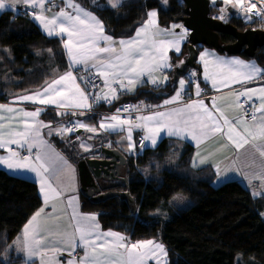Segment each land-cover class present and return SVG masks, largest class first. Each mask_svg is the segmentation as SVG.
I'll return each instance as SVG.
<instances>
[{"label":"snow or ice","instance_id":"obj_1","mask_svg":"<svg viewBox=\"0 0 264 264\" xmlns=\"http://www.w3.org/2000/svg\"><path fill=\"white\" fill-rule=\"evenodd\" d=\"M91 3L103 10H116L124 0ZM222 3L225 7L214 19L226 20L227 6H231L246 21L254 22L256 17L264 24V0ZM161 4L166 5L167 0H161ZM18 5L31 10L25 14L31 15L48 37L61 39L67 64L63 71L52 66L39 88L25 90L24 94L9 93L11 99L0 103V149L7 153L0 155V166L34 173L42 196V206L6 251L14 250L18 256L23 253L24 264H168V252L162 243L153 239L132 242L119 232L102 230L97 214L79 211L75 168L56 150L53 137L84 153L93 152L95 144L89 141L102 134L119 136L117 143L129 153L137 152L134 133H140V151L156 147L164 137L194 142L192 167L210 164L218 181L229 174L238 175L257 189L254 196L264 195V85L246 87L264 80V68L255 60L246 62L205 49L198 59L202 74L193 69L170 81L168 70L182 68L185 61L174 64L169 52L181 55L188 31L177 23L161 28L156 10L145 13L146 18L132 36L115 38L76 0H0V12ZM3 51L7 54L8 50ZM47 51L52 53L51 49ZM201 79L217 93L229 91L208 97ZM170 82L172 92L159 104L140 100L116 107L110 114L95 111L102 103L112 105L121 96L149 85L162 93ZM233 85L242 87L234 89ZM25 103L37 106L29 109L23 106ZM47 107L63 119L55 123L40 119ZM93 117H99L96 123L81 119ZM81 129L93 135H75L73 140ZM216 138L223 141L222 149L233 150L230 163L223 168L215 152L203 151L205 143ZM104 146L111 147V141ZM182 198L177 195L173 200ZM58 203H64L65 208L58 209ZM64 215L69 221L61 228L59 221ZM3 242L7 244L6 238Z\"/></svg>","mask_w":264,"mask_h":264},{"label":"trees","instance_id":"obj_2","mask_svg":"<svg viewBox=\"0 0 264 264\" xmlns=\"http://www.w3.org/2000/svg\"><path fill=\"white\" fill-rule=\"evenodd\" d=\"M76 1L96 14L115 38L132 36L149 10H157L160 24L167 27L185 9L182 0H167L166 5L161 0H124L123 6L116 10L94 7L91 0ZM98 3L105 5L107 1L98 0ZM221 5L211 4V12H217ZM230 16L229 21L252 28L243 17L235 16V12ZM223 37L225 42L230 40V36ZM48 49L52 50L51 54ZM242 55L255 58L264 67V46L254 56ZM183 56L178 58L173 54L174 62ZM0 58V101L10 100L9 93L22 94L39 88L52 66L63 71L67 64L59 38L48 37L30 16L11 10L0 15ZM192 69L199 71L197 62ZM161 97L162 93L153 91L149 85L121 96L108 108L141 99L158 104ZM44 119L55 123L63 118L51 111ZM70 152L75 163L83 159L74 150ZM192 154L189 145L182 151L177 142L163 140L155 149L128 158L129 188L123 183H113L104 192L129 190L137 206L136 213L119 194L100 202L83 196L82 209L97 213L105 230L124 233L136 241L160 239L168 252V264H264V217L261 216L264 196L254 197L236 181L217 185L213 169L192 167ZM178 194L191 199L192 205H174L172 199ZM41 206L36 182L0 168V264L4 261L24 264L20 256L6 248ZM5 238L7 244L3 242ZM237 257H241L239 262Z\"/></svg>","mask_w":264,"mask_h":264},{"label":"water","instance_id":"obj_3","mask_svg":"<svg viewBox=\"0 0 264 264\" xmlns=\"http://www.w3.org/2000/svg\"><path fill=\"white\" fill-rule=\"evenodd\" d=\"M182 1L185 3L184 14L172 19L174 23L180 22L189 31L188 55L184 60L185 65L182 68H177L179 74H183L188 68L195 67L199 46H214L228 54L245 53L250 56L256 54V46L252 50H249L250 48L243 50V46L249 45L248 35L257 32L253 28L248 27L244 32H241L233 24L214 19L211 16L210 0ZM221 34L234 37L236 42L222 43ZM127 164L128 157L120 149L105 146L100 148L99 157L87 156L81 159L77 166L82 192L95 202L105 201L119 194L127 200L132 212L136 213L137 206L129 190L121 193L102 192L106 188L103 186L104 183L112 185L114 181L124 182L129 188V179L125 176Z\"/></svg>","mask_w":264,"mask_h":264},{"label":"crops","instance_id":"obj_4","mask_svg":"<svg viewBox=\"0 0 264 264\" xmlns=\"http://www.w3.org/2000/svg\"><path fill=\"white\" fill-rule=\"evenodd\" d=\"M57 2L58 3H60V0H57ZM77 2V1H76ZM210 2H211V4H213V3H217V2H221L222 3V0H210ZM79 3V2H78ZM80 4V3H79ZM223 4V3H222ZM84 9H86V10H88V11H90L89 9H87L86 7H84L82 4H80ZM22 7H25V6H23V5H18L15 9H6V10H4V11H2V12H0V15L3 13V12H5V11H8V10H11V11H14V12H17L20 8H22ZM231 6H227V10H230V12L232 13V10H231ZM58 9H53V11H57ZM155 10V9H154ZM150 11V10H149ZM157 11V10H156ZM158 12V11H157ZM233 12H235V16H237V17H239V16H242V15H240L235 9H233ZM96 15V14H95ZM97 16V15H96ZM98 17V16H97ZM99 18V17H98ZM100 19V18H99ZM101 20V19H100ZM259 21V19L258 18H256V17H253V21ZM102 21V20H101ZM103 22V21H102ZM37 25H38V22H35ZM158 23H159V26L161 27V28H165V27H163L161 24H160V18H159V14H158ZM259 23L261 24V22L259 21ZM103 24H104V22H103ZM177 24H181V23H177ZM263 26H264V24H262ZM104 26H105V24H104ZM38 27L40 28V30L44 33V31H43V29L38 25ZM186 29V28H185ZM105 30H106V32L108 33V31H107V29H106V26H105ZM188 31V30H187ZM45 34V33H44ZM109 34V33H108ZM111 35V34H110ZM56 38H59V37H56ZM66 38V37H65ZM60 39V38H59ZM61 40V39H60ZM189 43V31H188V35H187V37H186V41L182 44V51H181V55H179V56H182V55H184L182 58H181V60H185V58L187 57V55H188V52H186L185 54H184V51H185V46L187 45ZM205 49H207V50H209V51H214L217 55H220V56H226V57H235V58H239V59H241V60H244V61H246V62H248V61H252V60H255L256 61V63H257V65L259 66V67H261V68H264L255 58H246V57H244L243 55H242V53L241 54H228V53H226V52H219L218 50H216L215 48H212V47H210V46H199L198 47V56H197V60H196V62L198 63V59H199V53L201 52V51H203V50H205ZM64 53H65V50H64ZM173 54L175 55V56H177L174 52H169V56L171 57V59H172V62L175 64L176 62H174V58H173ZM179 56H178V58H179ZM65 57H66V55H65ZM66 60H67V57H66ZM177 63H179V60L177 61ZM198 65H199V71H197L198 72V74H202V71H203V69H202V66L198 63ZM191 70H193V69H191ZM190 70V71H191ZM186 73H188L187 71H186ZM168 74H169V77H170V81H174V80H176V79H178L179 78V76H181V75H183V74H179L178 72H177V68H175V69H170V70H168ZM186 75V74H185ZM199 78V77H198ZM200 83H201V87L202 88H206L207 90H208V94H207V96L208 97H213V96H219V95H221V94H225V93H227L228 91H229V89H222V92L221 93H217L215 90H213L212 88H211V85H210V83H208V84H205L204 82H203V80L201 79L200 80ZM262 85H264V80H256V81H254V82H252V83H249V84H247L246 85V87H249V88H259L260 86H262ZM152 87V86H151ZM166 87V90L164 89L163 90V94H162V97L160 98V100L158 101V104L161 102V100L163 99V98H165V96L166 95H170L171 94V92H172V83L170 82L167 86H165ZM164 87V88H165ZM242 86L241 85H233V88L234 89H240ZM37 89V88H36ZM35 90V89H34ZM25 92H23L22 94H24ZM226 99H227V97H226ZM4 102H7V101H0V103H4ZM115 102V101H114ZM206 103H209L210 101L209 100H207L206 99V101H205ZM218 102H221L222 103V101H218ZM24 107H26V108H29V109H33V108H35L37 105H30V104H27V103H25L24 105H23ZM103 106H105V108H108V106H110V105H107V104H101L99 107H97V111H98V109H101V110H103L102 108H103ZM55 112L51 107H47L46 108V110L41 114V117H40V119H42V120H44V121H46L45 119H44V115L46 114V113H48V112ZM231 114V113H230ZM92 119V121H89L88 119H85L86 120V122H88V123H96V121L99 119V117H93V118H91ZM47 122V121H46ZM78 135H80L81 137H84V138H86L87 136H89V135H93V134H90V133H87V132H85L83 129H81L80 131H79V133H78ZM139 135H140V133H134V139L137 141V152L136 153H129V152H127V151H125L124 150V148L122 147V146H120L118 143H117V141H119V139H120V137L119 136H114V137H111V136H109V135H107V134H102V136H100V137H94V139L92 140V141H89V143H93V144H96V143H98V144H104V145H106L109 141H111V144H112V146L111 147H109V148H118V149H120L121 151H122V153L125 155V156H127L128 158L130 157V156H137L138 154H142L143 152H144V150L143 151H140L139 150V145H138V140H139ZM74 138H75V136H73L72 137V139L74 140ZM163 140H171V141H175V142H177L178 143V146H179V148H180V150H185L186 149V146L187 145H189V146H191L192 148H193V154H192V157L194 156V153L196 152V148H195V145H194V142H192V143H188V142H185V141H181V140H178V139H176V138H169V137H164L161 141H159L158 142V144H157V146L163 141ZM51 142L54 144V146H55V148H56V150L57 151H59V152H61V154H63L68 160H69V162L73 165V167L75 168V182H74V186H75V189H76V195L78 196V208H79V211L81 212V213H83V214H97V213H95V212H87V211H84L83 209H82V205H81V203H82V197L83 196H85L86 194L85 193H83L82 192V190H81V187H82V183H81V181H80V176H79V172H78V166H77V163H75L74 162V160H72L71 158H70V154H71V152H70V150H74L71 146H69L67 143H65V142H62L61 140H60V138H58V137H53V138H51ZM221 143H223V141H221L219 138H216V139H213V140H210V141H208V142H206L205 143V145L203 146V151L205 152V153H208V152H215L216 153V155H215V159L217 160V161H222L223 163H221V168H223L224 167V165L225 164H228V163H230V160H231V158H232V156H233V150L231 149V147H229L228 149H222L221 147H220V144ZM60 144L62 145V147L60 146ZM66 144V145H65ZM69 146V147H68ZM96 146H98V145H96ZM156 146V147H157ZM156 147H148V148H146V149H155ZM74 153L78 156V157H81L82 155H84L85 153L84 152H81V151H79L78 149H76V150H74ZM7 153L3 150V149H0V155H6ZM0 168L1 169H4V170H6L7 172H9L10 174H12V175H15V176H18V177H22V178H26V179H30V180H32V181H34V182H36L37 183V185H38V188H39V184H38V181H37V179H36V177H35V174L34 173H29V172H25V171H18V172H13V171H11V170H8L6 167H4V166H0ZM196 168H211V169H213L214 171H215V168L213 167V166H211L210 164H205V165H201V166H199V167H196ZM216 173V172H215ZM125 176H127V174H125ZM229 181H236V182H238V183H240L242 186H244L245 188H247L250 192H251V194L252 193H254L255 191H257V189L256 188H253L251 185H247V182L246 181H244V180H242L238 175H233V174H229V176H228V178H226V179H224V180H220V181H218V178H216V184L217 185H220V184H223V183H225V182H229ZM55 183V182H54ZM254 183H258V182H254ZM109 185V184H108ZM106 183H104L103 184V186L104 187H106V186H108ZM253 195V194H252ZM40 196H41V194H40ZM254 196V195H253ZM262 196H264V195H262ZM254 197H261V196H254ZM41 199H42V196H41ZM57 208L58 209H64L65 208V204L64 203H58L57 204ZM70 209H68V212L70 213ZM97 220H98V222H99V224H100V226H101V229L102 230H104V231H107V230H105V229H103L102 228V225H101V223H100V220H99V217H98V214H97ZM68 221H69V216L68 215H64V216H62L61 217V219H60V221H59V225H60V227L61 228H65V227H67V225H68ZM23 228H24V226H23ZM23 228H22V230H21V232L17 235V237H19V236H21L22 235V232H23ZM119 233H121V232H119ZM121 234H123V233H121ZM123 235H125V234H123ZM126 236V235H125ZM17 237L14 239V241L17 239ZM128 237V236H127ZM131 240V239H130ZM153 240H155V241H157V242H159V243H162L159 239H153ZM13 241V242H14ZM132 242H134V240H131ZM13 242H12V244H13ZM11 244V245H12ZM163 245H164V243H162ZM165 246V245H164ZM165 248H166V246H165ZM167 250V249H166ZM14 251V250H13ZM78 251H80V254H82V250H78ZM16 254H17V252L16 251H14ZM23 260H24V258H23V253H21L20 255H19ZM37 264H38V261H37ZM149 264H153V262L152 261H150L149 262Z\"/></svg>","mask_w":264,"mask_h":264},{"label":"rangeland","instance_id":"obj_5","mask_svg":"<svg viewBox=\"0 0 264 264\" xmlns=\"http://www.w3.org/2000/svg\"><path fill=\"white\" fill-rule=\"evenodd\" d=\"M107 1V0H106ZM217 3H221V2H217ZM223 5V4H222ZM221 5V7H225L224 5L222 6ZM221 7H219V9L221 8ZM233 13V12H232ZM218 15H220V11L218 10L217 12H211V16H213V17H217ZM231 15V12H230V10H227L226 11V13H225V16H226V20H228L229 19V16ZM239 17H242V16H239ZM221 20V19H220ZM226 20H222V21H224V22H227ZM239 21V20H238ZM247 23H249V25L250 26H252V27H257V28H261V29H264L263 27V25H259V21H254V22H248V21H246ZM177 23H180V22H177ZM254 23V24H253ZM242 27H245V23L242 25ZM263 33V32H262ZM264 34V33H263ZM245 54V53H244ZM248 55V54H247ZM192 68H188L186 71L187 72H189L190 70H191ZM166 90V88H163L162 89V93H163V90ZM204 90L206 91V94L208 93V90L206 89V88H204ZM160 93H161V91H159ZM141 100H143V99H141ZM138 101H140V100H133V101H128V102H125V103H120V104H118L116 107H118V106H120V105H122V104H135V103H137ZM143 101H145V100H143ZM146 102V101H145ZM147 103V102H146ZM115 107V108H116ZM115 108L114 109H111V108H105V106L102 108L103 110H101V109H98V111H97V108L95 109V111L96 112H98V113H103V114H110L111 112H114L115 111ZM81 119H87V118H81ZM89 121H92V119H88ZM75 135H78V133H76V134H74L73 136H75ZM72 136V137H73ZM99 143V142H98ZM98 143H96L95 144V148H94V150H93V152H91V153H85L84 155H85V157H87V156H89V157H99V153H100V148H102V147H104V144H98ZM96 145H98V146H96ZM106 147V146H105ZM145 150H147V149H144V151ZM138 156V155H137ZM136 156V157H137ZM82 157L83 158H85L83 155H82ZM136 159V158H135ZM79 162V161H78ZM78 164V163H77ZM215 172V171H214ZM113 183H123L125 186H126V184L124 183V182H120V181H114V182H112V184ZM111 184H109L108 186H110ZM108 186H106V187H108ZM127 187V186H126ZM102 192H104V191H102ZM106 192H109V191H106ZM178 195H181L183 198L182 199H176V200H173L172 199V202L174 203V205H176V206H182V205H192V201H191V199H189V198H187L186 196H184L183 194H178ZM177 196V195H176ZM113 197V196H112ZM162 215V214H161ZM163 217L165 216V214H163L162 215ZM124 234V233H123ZM126 235V234H125ZM126 236H128L130 239H131V237L129 236V235H126ZM156 239V238H155ZM131 240H133V239H131ZM160 240V239H159ZM136 240H134V242H135ZM137 241H139V240H137ZM161 241V240H160ZM162 242V241H161ZM163 243V242H162ZM16 256H18L14 251H12ZM23 260V259H22ZM23 262H24V260H23Z\"/></svg>","mask_w":264,"mask_h":264},{"label":"flooded vegetation","instance_id":"obj_6","mask_svg":"<svg viewBox=\"0 0 264 264\" xmlns=\"http://www.w3.org/2000/svg\"><path fill=\"white\" fill-rule=\"evenodd\" d=\"M230 19H231V16H229V19L226 20L227 21L226 23L230 22V24H233V25L237 26V28L241 32H244L247 29V27L246 28L242 27V25L239 24V22H237L235 20L234 21L233 20L229 21ZM252 28L255 31H257V32L251 33V34L248 35V43H249L250 47H248L249 45H245V46H243V50H245L247 48H250L249 50H252L255 46H256V50H258L259 48L264 46V34L262 33V32H264L263 29L257 28V27H252ZM223 36H226V35L221 34L222 43H224V44L236 42V39L234 37H232V36H230V40L225 42L223 40V38H224Z\"/></svg>","mask_w":264,"mask_h":264},{"label":"built area","instance_id":"obj_7","mask_svg":"<svg viewBox=\"0 0 264 264\" xmlns=\"http://www.w3.org/2000/svg\"><path fill=\"white\" fill-rule=\"evenodd\" d=\"M31 10L30 9H28V8H26V7H22V8H20L19 10H18V12H20V13H22V14H25V13H27V12H30ZM26 15V14H25ZM28 16H30L31 17V15H28ZM205 93H206V91H205ZM208 94V93H207ZM123 105V104H122ZM121 106V105H120ZM119 107V106H118ZM139 155V154H138Z\"/></svg>","mask_w":264,"mask_h":264},{"label":"bare ground","instance_id":"obj_8","mask_svg":"<svg viewBox=\"0 0 264 264\" xmlns=\"http://www.w3.org/2000/svg\"><path fill=\"white\" fill-rule=\"evenodd\" d=\"M127 170H128V164H127V167H126L125 173L127 172Z\"/></svg>","mask_w":264,"mask_h":264}]
</instances>
